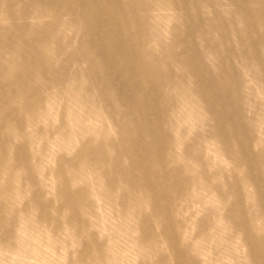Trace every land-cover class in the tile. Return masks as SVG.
Returning <instances> with one entry per match:
<instances>
[{"label": "rangeland", "instance_id": "1", "mask_svg": "<svg viewBox=\"0 0 264 264\" xmlns=\"http://www.w3.org/2000/svg\"><path fill=\"white\" fill-rule=\"evenodd\" d=\"M132 1L0 5L68 11L54 21L57 33L68 31L41 34L32 49L24 42L31 34L8 35L0 21V264H183L168 242L176 235L164 230L182 221L181 239L203 259L235 248L217 264H247L239 235L224 224L248 212L264 178V0H134L136 11ZM29 15L27 31L46 22ZM47 47L66 49L68 66L31 68ZM20 67L38 75L33 87L17 80ZM23 91V106L42 112L28 117L16 98L6 102ZM34 133L38 144L21 147ZM84 151L109 157L119 172L78 166ZM65 182L83 196L82 217L60 210ZM168 189L184 191L175 206Z\"/></svg>", "mask_w": 264, "mask_h": 264}, {"label": "bare ground", "instance_id": "2", "mask_svg": "<svg viewBox=\"0 0 264 264\" xmlns=\"http://www.w3.org/2000/svg\"><path fill=\"white\" fill-rule=\"evenodd\" d=\"M10 5V4H22L25 5L24 0H0V5ZM140 6L138 5V1H132V9L136 11ZM35 13L36 15L40 16L42 15V19L45 22V24L41 22H37L33 25V28L31 31H27L26 23H27V17L30 16L29 14ZM101 13L109 15L110 10L101 7ZM68 16L67 10H59L54 9L50 7L47 10H36L31 9L26 6H23L21 10L18 12H13L9 9L0 11V21L3 19L8 20V24L4 26L6 29L12 28V32L9 30L3 31L1 29V32L8 31V35H14V34H20V35H27V33L31 34V37H33L32 40L27 41L24 40L25 46L32 49L35 47V45H38L39 43L42 44L43 41L40 39L41 34H45L50 39H55L61 34H65L68 31V27H64L61 29L60 32H56V28L54 27L55 23L54 21L57 19L63 20V18ZM43 24V25H42ZM46 53L42 56V60L38 61L34 59V66L31 68H37L40 65H44L41 61H43L46 64L52 65V62L54 60L56 64H58L57 67H64L66 68L68 66V60L64 59L67 55L66 49H57V48H50L47 47ZM24 54L21 52L14 53L12 56H18ZM152 77L155 78L158 76L156 72H150ZM49 76V75H48ZM142 76V75H141ZM38 78V75L35 77L28 75L26 68L21 69L19 71V75L17 77V80H22L24 83H22L25 87H33L32 83L35 79ZM57 78V77H56ZM27 93L23 91V94H19L17 96H11L6 100L8 102L11 99L16 98V111L19 114L27 115L28 117H32L35 114H39L43 111V109L40 106H36L35 108L33 106L25 107L23 106L24 101L28 99ZM30 97V96H29ZM47 123L43 125L44 127H47ZM87 130V137L94 131V128L91 124H89L86 127ZM20 131V130H19ZM21 133V132H20ZM17 138V137H16ZM39 133L30 134L26 140L21 143V147L29 146V145H37L39 142ZM93 138V137H92ZM121 145L117 144V148H120ZM231 150V149H229ZM89 152L92 151H84L81 152L78 158V166H87L89 162L95 164L97 167L104 169L108 174L111 173H117L119 172V168L117 165H113L110 163V158L105 157L102 155L101 157L90 155ZM232 152V150H231ZM95 153V152H92ZM239 161L245 160V157L243 154H239V158L237 159ZM77 160L71 161L69 164L73 165L76 164ZM205 177L208 179H212L215 174L209 173L208 171H204ZM155 176V175H154ZM256 186L253 187L252 191V197L251 200L253 203L245 204V208L248 210V212H245L243 214H237L236 212H233V214L228 215L227 222L224 224L226 230L229 232L230 237L233 236V234L239 235V243L243 244V246L246 248V261L247 264H264V232H262L255 224L256 223H262L264 225V178L260 180V183H256ZM149 191L153 192L154 188L150 186L148 189ZM135 192L134 187L128 188V191L126 192L127 196H133V193ZM184 191H172L171 189L166 190V194L164 195L169 200V206H173L175 204V201L177 200V194H182ZM60 195L62 197H66L65 200H63L62 206L60 207V210L68 211L73 215L74 217H82L83 212L79 209V206L81 205V202L83 201V196L81 193H78L77 191H71L69 188V185L67 182L64 183V188L61 190ZM127 196L125 198H127ZM180 198V196H178ZM124 199V198H123ZM183 202V198L181 200ZM117 202V201H116ZM115 206H121V209L123 208L122 205L115 204ZM168 206V207H169ZM175 206V205H174ZM35 209L39 212L41 209H44V205L42 204H35ZM155 208L156 210L159 209V204L155 202ZM254 208V209H253ZM45 210V209H44ZM128 210V209H126ZM209 216V213H205L204 216L198 220L197 225H195L197 229V233L199 232V227L202 221L206 219ZM2 217L0 216V223H1ZM46 221H50L49 218H44ZM165 232L174 233L176 236L169 237L170 240L169 246L170 249L174 251L175 256L178 257H184V263L183 264H189L188 259H192V264H217L219 261H224L229 258L234 257V252L236 251L235 248H232L226 253V255H223L221 258H216L214 256L206 255V257H209L207 259H203L202 255L199 254L196 250H193V246L190 242V240L183 241L181 239L182 236L186 237L185 234H187V224L186 221L180 222L179 225H175L173 227H165ZM205 248H203L204 250ZM190 252H187L189 251ZM150 264H159V263H150Z\"/></svg>", "mask_w": 264, "mask_h": 264}]
</instances>
